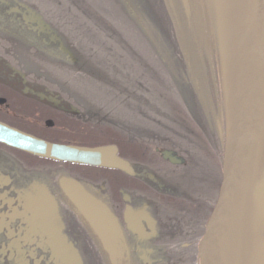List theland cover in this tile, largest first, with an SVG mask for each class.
<instances>
[{"label":"flooded vegetation","instance_id":"obj_1","mask_svg":"<svg viewBox=\"0 0 264 264\" xmlns=\"http://www.w3.org/2000/svg\"><path fill=\"white\" fill-rule=\"evenodd\" d=\"M25 7L32 10L20 0H0V37L11 36L2 26L10 11L29 19ZM35 34L43 44L55 45L48 41L52 33ZM7 41H0V122L54 144L114 147L126 169L58 161L0 144V264H64L52 253L58 228L82 264H198L199 239L220 180L216 165L205 169L164 140L145 146L153 159H137L135 133L98 124L86 98L32 79L25 68L8 62ZM163 151L181 161L164 159ZM66 180L95 207L101 205L106 219L90 221L64 193ZM255 230L264 235V193ZM258 264H264V251Z\"/></svg>","mask_w":264,"mask_h":264},{"label":"rangeland","instance_id":"obj_2","mask_svg":"<svg viewBox=\"0 0 264 264\" xmlns=\"http://www.w3.org/2000/svg\"><path fill=\"white\" fill-rule=\"evenodd\" d=\"M20 1L41 16L75 60L71 63L57 50V44H43L21 21L6 17L2 26L11 36L1 34L0 41L9 40L7 61L25 68L32 79L53 82L70 95L86 98L101 119L98 124L135 133L137 159H153L145 146H158L165 138V145L177 147L205 169L216 165L220 172L221 143L216 134L206 128L202 116L189 104L182 79L177 74L174 77L164 56L154 54L134 26L132 14L145 6V0ZM218 2L204 0L213 39L218 36ZM12 34L21 40H12ZM131 90L143 100L132 98Z\"/></svg>","mask_w":264,"mask_h":264},{"label":"water","instance_id":"obj_3","mask_svg":"<svg viewBox=\"0 0 264 264\" xmlns=\"http://www.w3.org/2000/svg\"><path fill=\"white\" fill-rule=\"evenodd\" d=\"M218 7L214 42L221 98L217 122L222 141L221 175L198 243V264H258L264 251V235L255 230L264 193V0H219ZM25 9L31 13L29 19L27 15L17 18L10 11L3 21L7 17L25 27L33 24L34 33L37 29L38 33H52L49 43L57 44V50L73 62L70 50L41 16ZM36 95L43 97L42 93ZM0 143L53 160L126 169L114 147L54 144L2 122ZM162 155L172 163L181 161L170 151ZM62 188L90 221L106 219V210L99 204L95 207L74 181H63ZM53 209L56 211L55 206ZM54 239L55 256L62 257L64 264H82L78 251L64 241L59 228Z\"/></svg>","mask_w":264,"mask_h":264},{"label":"trees","instance_id":"obj_4","mask_svg":"<svg viewBox=\"0 0 264 264\" xmlns=\"http://www.w3.org/2000/svg\"><path fill=\"white\" fill-rule=\"evenodd\" d=\"M156 8L152 9L153 5ZM196 8L194 9L191 4V0H147L145 6L142 9H135L132 14L134 26L141 35L146 39V42L153 48L154 54H162L166 59V65H169V71L174 72L181 77L180 72L186 71L185 65V51L186 44H192L190 38L183 39L180 33V26H182L181 16L191 14V20L189 25L196 20L197 37L195 42L200 45L201 53L203 54L205 61L208 56L211 58V64L213 73L215 76V42L210 28V22L204 4V0H195ZM175 5V9L173 6ZM197 23L199 24L197 26ZM203 28L202 31L200 28ZM181 29V28H180ZM190 47H193L191 45ZM187 49V47H186ZM174 54L178 65H174L168 58V54ZM188 53V50H187ZM177 59V60H178ZM162 66L166 70L168 67ZM161 69V68H160ZM168 71V70H167ZM216 77V76H215ZM141 87V86H140ZM132 91V90H131ZM134 99L143 100L140 95H133ZM165 139V138H164ZM163 139V140H164Z\"/></svg>","mask_w":264,"mask_h":264},{"label":"bare ground","instance_id":"obj_5","mask_svg":"<svg viewBox=\"0 0 264 264\" xmlns=\"http://www.w3.org/2000/svg\"><path fill=\"white\" fill-rule=\"evenodd\" d=\"M136 3L142 2V0H134ZM147 1V0H145ZM195 0H191L192 7L195 9ZM146 4V2H145ZM175 9V5L173 6ZM182 26L179 30L183 39H189L192 44H186L184 48L185 51V65L186 71H181L182 79V91L187 98L189 104L193 107L197 114L202 116L203 122L206 128L213 131L215 134L218 132L217 122L219 119V96L217 95L218 78L214 76L211 58L208 56L207 60L201 53L200 45L195 42L197 37L196 20H194L190 25L191 14L181 16ZM216 23V22H215ZM199 24L197 23V26ZM202 27L200 30L202 31ZM195 37V38H194ZM193 45V47H190ZM188 50V53H187ZM168 58L172 64L178 65L180 60L175 58L174 54L169 53ZM186 100V99H185ZM217 136V135H216ZM218 137V136H217Z\"/></svg>","mask_w":264,"mask_h":264}]
</instances>
